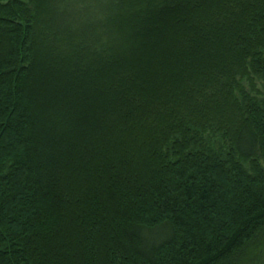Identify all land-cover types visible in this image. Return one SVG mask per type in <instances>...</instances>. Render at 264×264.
<instances>
[{
    "label": "trees",
    "instance_id": "16d2710c",
    "mask_svg": "<svg viewBox=\"0 0 264 264\" xmlns=\"http://www.w3.org/2000/svg\"><path fill=\"white\" fill-rule=\"evenodd\" d=\"M0 264H264V0H0Z\"/></svg>",
    "mask_w": 264,
    "mask_h": 264
},
{
    "label": "rangeland",
    "instance_id": "374dc122",
    "mask_svg": "<svg viewBox=\"0 0 264 264\" xmlns=\"http://www.w3.org/2000/svg\"><path fill=\"white\" fill-rule=\"evenodd\" d=\"M245 86H247L246 84H245ZM257 87H261L259 84H258V82H256V88Z\"/></svg>",
    "mask_w": 264,
    "mask_h": 264
}]
</instances>
